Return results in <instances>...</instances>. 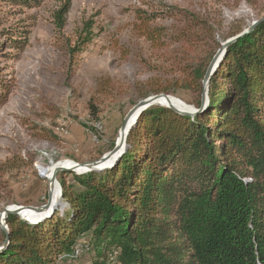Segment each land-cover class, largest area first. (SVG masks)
Returning a JSON list of instances; mask_svg holds the SVG:
<instances>
[{"label":"trees","instance_id":"obj_1","mask_svg":"<svg viewBox=\"0 0 264 264\" xmlns=\"http://www.w3.org/2000/svg\"><path fill=\"white\" fill-rule=\"evenodd\" d=\"M0 2L24 13L45 0ZM69 7L59 12L61 23ZM135 15L136 35L163 46L166 31L154 23L164 17ZM31 20L6 28L0 17V62L19 60ZM82 33L84 47L94 40L92 21ZM226 52L198 115L151 107L117 164L70 180L62 172L63 205L53 217L30 224L10 215L0 264H71L85 251L94 254L89 264H264V21ZM184 72L202 90L205 71Z\"/></svg>","mask_w":264,"mask_h":264},{"label":"rangeland","instance_id":"obj_2","mask_svg":"<svg viewBox=\"0 0 264 264\" xmlns=\"http://www.w3.org/2000/svg\"><path fill=\"white\" fill-rule=\"evenodd\" d=\"M69 2L61 23L57 16ZM136 10L164 17L154 23L166 31L163 46L136 35ZM0 17L6 28L35 19L19 60L0 62V80L10 86L0 90V231L6 232L8 211L26 209L37 218L30 209L48 205L53 190L42 169L101 160L139 103L169 96L185 111L198 109L205 79L201 90L184 70L207 75L235 32L264 18V0H45L24 13L0 2ZM89 21L94 40L81 47ZM62 172L56 184L63 202ZM71 173L77 175L69 172L67 180ZM84 253L71 264H89L94 254Z\"/></svg>","mask_w":264,"mask_h":264},{"label":"water","instance_id":"obj_3","mask_svg":"<svg viewBox=\"0 0 264 264\" xmlns=\"http://www.w3.org/2000/svg\"><path fill=\"white\" fill-rule=\"evenodd\" d=\"M263 21H264V18H262L260 21L255 22L249 29L243 31L242 33L237 35L234 39L228 41L223 46V49L218 52V54L216 55V57L214 58L213 62L210 65V68L208 70V73H207L205 80H204V83H203L204 84V93H203V99H202V103H201L202 108H205L206 103H207V98H208L207 96H208V91H209L210 79L215 74L216 69L219 66V64L221 63V60L223 59V57H225L227 55L226 49L231 44L236 42L239 38L244 37L245 35L252 32ZM163 98L169 99V96H156L154 98H151V99H148L146 101L139 103L133 109V111L130 113L128 120H126V122L122 128L120 139L118 140L116 147L114 148L113 151H111L110 153L105 155L98 162H95L92 164L85 163V164L76 165L77 167H75V168L62 167V168L57 169L55 171V173L53 174L52 179L50 180L51 188H53V185H56V178H57L58 172L68 171V172H74L77 175L78 174H85V173L87 174L90 172H102L105 169L111 168L112 166L117 164L120 161L123 153L126 151L127 138H128V135L132 129L131 124L134 123V121H137L139 116L143 113V111L147 110L148 108H150L154 105L163 106V107H167L169 109H172L179 114L186 115V116H196L201 112V110H199V109H195L194 111H185V108H184L181 110L179 107H177L171 103H167V104L164 103L163 104L160 102V100H162ZM130 120L132 121V123L130 122ZM79 169H84L85 171H83L82 173H78L77 170H79ZM41 176L44 177V174H41ZM61 196H62V194H60V197ZM62 205H63L62 199L60 198L59 200H56L53 193H51L49 203L47 206L43 207L42 209H38V208L37 209L36 208L30 209V210H34V212H37L39 214V217H37L36 222H33L29 219H25L24 217L21 216V212H23V210H26V209L12 210V211H8V213H9V215H16V216L18 215V217L20 216V218L23 221H26L30 224H36L38 222H42V221L48 220L49 218L53 217ZM9 215H7V216L9 217ZM6 233L7 234L9 233V229L6 230ZM8 241H9L8 238H6L5 242L0 246V251L7 247Z\"/></svg>","mask_w":264,"mask_h":264},{"label":"bare ground","instance_id":"obj_4","mask_svg":"<svg viewBox=\"0 0 264 264\" xmlns=\"http://www.w3.org/2000/svg\"><path fill=\"white\" fill-rule=\"evenodd\" d=\"M160 102L163 103V104L164 103H166V104L167 103H171V104L179 107L181 110L184 109L183 103H181L180 101H178L177 99H174L172 97H169V99L163 98L162 100H160ZM131 120H130V122L132 123ZM135 122L136 121H134V123ZM134 123L131 124L132 127H133ZM62 167H65V168H75L77 166H76V163H74V162H63V163H59V164L53 166L50 169H44V170L42 169L41 174H44V177L47 178L50 181L52 179L53 174L55 173V171L57 169H59V168H62ZM83 171H85V170L84 169L77 170L78 173H82ZM52 189H53V193H55L56 200H59L60 199V193H59V187H58V185L57 184L56 185H53V188ZM21 216L24 217L25 219H29V220H31L33 222H36V219H37V218H34L32 216V211L31 212L30 211H23V212H21ZM79 251H80V253L83 252L82 249H79Z\"/></svg>","mask_w":264,"mask_h":264}]
</instances>
